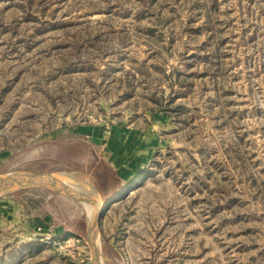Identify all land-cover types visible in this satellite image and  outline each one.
Returning a JSON list of instances; mask_svg holds the SVG:
<instances>
[{
	"label": "rangeland",
	"instance_id": "obj_1",
	"mask_svg": "<svg viewBox=\"0 0 264 264\" xmlns=\"http://www.w3.org/2000/svg\"><path fill=\"white\" fill-rule=\"evenodd\" d=\"M0 148V180L84 186L106 264H264V0H0ZM11 197L48 227L0 232V264H95L74 198Z\"/></svg>",
	"mask_w": 264,
	"mask_h": 264
},
{
	"label": "water",
	"instance_id": "obj_2",
	"mask_svg": "<svg viewBox=\"0 0 264 264\" xmlns=\"http://www.w3.org/2000/svg\"><path fill=\"white\" fill-rule=\"evenodd\" d=\"M27 180H16L14 173L6 174L0 180V195L23 187H46L74 198L85 213L86 230L92 241L95 264H106L99 232L98 209L94 203L85 195L82 189L72 182L70 175L46 173L42 175H30ZM45 178V179H42ZM16 180V181H14Z\"/></svg>",
	"mask_w": 264,
	"mask_h": 264
},
{
	"label": "crops",
	"instance_id": "obj_3",
	"mask_svg": "<svg viewBox=\"0 0 264 264\" xmlns=\"http://www.w3.org/2000/svg\"><path fill=\"white\" fill-rule=\"evenodd\" d=\"M70 132H74L82 135H90L91 138L103 140L105 136L102 133V130H98L97 128L92 127H77L72 129ZM52 136L51 132L48 131L46 133H42L40 135V139L42 141H47ZM106 139V138H105ZM19 149L15 148H0V164H10L11 161H14L15 157L19 153ZM111 164V163H110ZM112 165V164H111ZM115 169L117 175L121 178L122 174L117 170L119 167L117 164L112 165ZM123 169V168H121ZM30 175H42L41 173L34 171H27ZM44 175V174H43ZM79 187H84L82 185H78ZM46 201V200H45ZM40 207V206H38ZM35 207H31L29 205H25V201L19 197H11L0 199V232H5V230L10 227H28L33 224H36L38 227H48L47 221L49 220L48 216L40 215L39 217H34L33 211H35ZM36 226V227H37Z\"/></svg>",
	"mask_w": 264,
	"mask_h": 264
},
{
	"label": "trees",
	"instance_id": "obj_4",
	"mask_svg": "<svg viewBox=\"0 0 264 264\" xmlns=\"http://www.w3.org/2000/svg\"><path fill=\"white\" fill-rule=\"evenodd\" d=\"M92 169L91 174L96 178L103 177L105 182L103 185H96V187H109L111 188L110 193L105 194L104 197L112 196L113 198L117 196L118 192L124 189V186L121 183V178L115 172L113 166L104 158H95L94 161H91L88 165ZM108 182H107V180ZM107 189V191L109 190Z\"/></svg>",
	"mask_w": 264,
	"mask_h": 264
},
{
	"label": "bare ground",
	"instance_id": "obj_5",
	"mask_svg": "<svg viewBox=\"0 0 264 264\" xmlns=\"http://www.w3.org/2000/svg\"><path fill=\"white\" fill-rule=\"evenodd\" d=\"M15 179H18L17 176L15 177ZM14 181H16V180H14Z\"/></svg>",
	"mask_w": 264,
	"mask_h": 264
}]
</instances>
